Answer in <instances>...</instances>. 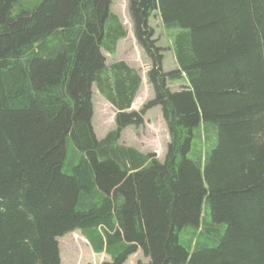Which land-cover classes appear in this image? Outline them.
I'll return each mask as SVG.
<instances>
[{
    "label": "trees",
    "instance_id": "1",
    "mask_svg": "<svg viewBox=\"0 0 264 264\" xmlns=\"http://www.w3.org/2000/svg\"><path fill=\"white\" fill-rule=\"evenodd\" d=\"M128 1L152 61L138 111V73L100 53L126 35L111 0H0V264H60L57 237L73 230L101 264L137 249L148 264H264V0ZM156 9L176 30L172 72L151 39ZM92 84L117 110L101 139ZM154 106L161 162L117 143Z\"/></svg>",
    "mask_w": 264,
    "mask_h": 264
},
{
    "label": "rangeland",
    "instance_id": "2",
    "mask_svg": "<svg viewBox=\"0 0 264 264\" xmlns=\"http://www.w3.org/2000/svg\"><path fill=\"white\" fill-rule=\"evenodd\" d=\"M40 0H22L23 6H30ZM16 7L15 10H17ZM110 10L115 14L123 26L126 35L115 45L114 53L100 48L105 63L123 61L133 68L140 77V86L133 100L132 110L138 111L154 96L153 86L148 80V73L152 68V61L144 47L139 43L135 33L130 5L128 0H111ZM148 24L152 29V41L155 48L162 54V70L172 72L177 64L172 51L174 29H165L158 9L151 12ZM185 79L168 83L171 91H178L187 87ZM93 115L92 127L98 139L115 128L117 110L97 90L95 84L91 86ZM143 122L140 125H131L123 128L117 143L123 146H132L143 154L154 153L159 161H163L166 153L169 135L159 106L146 109ZM73 165V164H72ZM67 167V172L71 170ZM93 234V232H92ZM180 241L186 245L187 233L183 229L179 233ZM60 264H101L109 262L110 256L106 252H95L90 242L80 230H73L57 237ZM149 258L140 249L130 254L122 264H148Z\"/></svg>",
    "mask_w": 264,
    "mask_h": 264
}]
</instances>
